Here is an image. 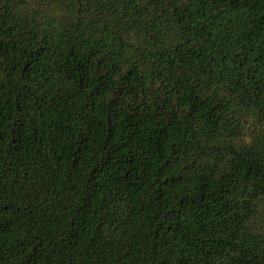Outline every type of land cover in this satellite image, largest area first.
<instances>
[{
  "label": "trees",
  "instance_id": "16d2710c",
  "mask_svg": "<svg viewBox=\"0 0 264 264\" xmlns=\"http://www.w3.org/2000/svg\"><path fill=\"white\" fill-rule=\"evenodd\" d=\"M0 264H264V0H0Z\"/></svg>",
  "mask_w": 264,
  "mask_h": 264
}]
</instances>
